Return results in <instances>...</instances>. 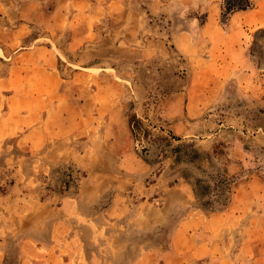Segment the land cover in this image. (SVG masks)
I'll return each mask as SVG.
<instances>
[{
    "label": "rangeland",
    "instance_id": "374dc122",
    "mask_svg": "<svg viewBox=\"0 0 264 264\" xmlns=\"http://www.w3.org/2000/svg\"><path fill=\"white\" fill-rule=\"evenodd\" d=\"M251 6L224 0L219 26ZM190 12L149 14L144 28L103 18L72 54L56 45L38 102L29 88L8 105L23 120L0 140L1 264L24 251L28 264H191V242H173L191 206L164 200L181 179L206 210L224 208L239 182L244 222L264 223V24L236 31L244 61L232 49L231 62L244 71L211 70L215 49L186 54L170 40L174 17ZM215 83L211 100L198 95Z\"/></svg>",
    "mask_w": 264,
    "mask_h": 264
},
{
    "label": "crops",
    "instance_id": "0c3cea01",
    "mask_svg": "<svg viewBox=\"0 0 264 264\" xmlns=\"http://www.w3.org/2000/svg\"><path fill=\"white\" fill-rule=\"evenodd\" d=\"M223 1L0 0V140L16 132L23 120L22 113L20 116L10 114L8 105L26 101L27 95L21 93L29 88L37 91L29 95L30 102H38V89L49 87L47 82L54 79V63L59 55L56 45L62 54H72V50L91 37L94 25L106 17L130 25L141 23L144 28L149 14L172 12L175 6L190 8V14L174 17L170 40L175 48L186 54L193 53L196 48H213V55H209L213 60L211 70L215 66L218 71H244L231 62L232 49H238L239 58L244 61V40L236 31L253 23L264 24V0H251V7L231 11L226 20L227 31L218 22ZM47 2L51 4L45 6ZM200 8L204 14L199 20L194 10ZM40 39L46 40L45 44H37ZM17 45L23 49H16ZM249 60L250 66L258 68L262 64L258 60ZM219 86L218 83L209 84L210 95L205 92L198 95L204 94L211 100V92L215 96ZM191 87L196 88L195 85ZM188 95L189 98L194 96V90ZM238 169L234 162L226 164L228 172ZM237 186L239 182L234 185L224 208L212 210L195 203L194 185L190 181L181 179L168 191L164 200L191 206L176 226L173 241L175 248L180 247L179 241L182 244L191 242L188 254L191 259L186 256L191 264H244V260L248 264H264L263 218L252 216L244 222V194ZM26 254L25 251L22 253L17 264H28ZM1 260L0 249V264Z\"/></svg>",
    "mask_w": 264,
    "mask_h": 264
},
{
    "label": "trees",
    "instance_id": "16d2710c",
    "mask_svg": "<svg viewBox=\"0 0 264 264\" xmlns=\"http://www.w3.org/2000/svg\"><path fill=\"white\" fill-rule=\"evenodd\" d=\"M241 7V6H240Z\"/></svg>",
    "mask_w": 264,
    "mask_h": 264
}]
</instances>
